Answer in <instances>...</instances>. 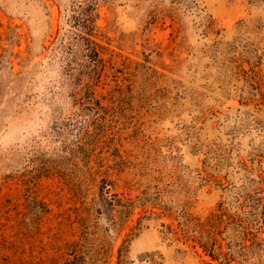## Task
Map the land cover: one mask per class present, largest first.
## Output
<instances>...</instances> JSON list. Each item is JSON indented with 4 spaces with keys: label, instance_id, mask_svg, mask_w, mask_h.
Masks as SVG:
<instances>
[{
    "label": "rangeland",
    "instance_id": "374dc122",
    "mask_svg": "<svg viewBox=\"0 0 264 264\" xmlns=\"http://www.w3.org/2000/svg\"><path fill=\"white\" fill-rule=\"evenodd\" d=\"M90 2L97 111L75 102L58 48ZM256 25L264 33V0H0V264H63L83 235L105 264L124 246L136 262L221 264L183 231L184 211L204 221L217 209L248 228L222 234L228 264H264V221L248 196L260 186L264 198V97L241 93L231 61L262 55ZM74 73L81 92L88 78ZM103 189L134 201L129 220L115 211L113 227L92 210Z\"/></svg>",
    "mask_w": 264,
    "mask_h": 264
},
{
    "label": "trees",
    "instance_id": "16d2710c",
    "mask_svg": "<svg viewBox=\"0 0 264 264\" xmlns=\"http://www.w3.org/2000/svg\"><path fill=\"white\" fill-rule=\"evenodd\" d=\"M91 6L88 12L81 10L82 4H79V8L74 11L71 16L72 24L71 29H68L65 33L58 36V48L61 52V61L63 65V75L65 76L64 84L72 89V97L75 98V94H79V98H75V102L82 104H90V107L97 111L100 108V102L94 96V90L92 88V81L97 76L99 66L101 63V52L100 44L95 39L96 34V17L95 8L93 2L89 3ZM213 21L207 19L203 25L204 35L212 29ZM239 31L245 30L247 25L243 20L237 23ZM255 28L262 32V26L256 25ZM76 48H80L81 56L84 57L85 62H77L73 55H75ZM229 48V47H228ZM79 52V53H80ZM206 53V52H205ZM248 56L240 54L238 57L232 58L234 74L242 75L244 78V85L241 87V93H246L245 87L251 88L256 94L264 97L262 86L264 87V80L260 77L261 66L264 61V51L261 56L257 54L253 55V51L249 52ZM231 61H229L231 63ZM248 69H246V66ZM258 69V70H257ZM75 70L80 72V77L88 78V81L84 83L81 88V92L77 89L78 85L75 81L76 75ZM250 73V74H249ZM259 77V79H257ZM263 81V82H261ZM243 98L245 101H241L240 104L250 103L254 95ZM87 124H82L81 131L87 133ZM84 129V130H83ZM264 131V128L261 129ZM257 156H260L257 154ZM257 184V182H255ZM261 184V183H259ZM258 185V184H257ZM106 189V188H105ZM261 187L256 186L250 190L249 198L254 197L255 201L252 206L257 210L261 209L260 218L264 221V198L261 194ZM122 207L121 210H116V207ZM92 210L98 214H107L110 218L112 226L115 227L117 221L114 219V212L119 213L118 218L122 219L126 217L127 220L131 218L134 213L135 206L134 201L131 198L123 199L118 194L110 193L108 190H102L101 198L94 203ZM105 211V212H104ZM211 213L204 221H199L198 218L191 216L184 211L183 213V231L191 240L194 241L202 249L205 255L209 256L212 260H217L221 264H228L233 260L234 250L231 243H227V250H224L222 241L230 239L229 237H222V234L230 229L233 230L235 239H239L243 234L245 235L248 228L242 225L241 221L234 220V218L226 217V213L220 209ZM256 215V214H254ZM257 216V215H256ZM137 224L141 226V219L139 218ZM168 232L172 231V227L167 225ZM223 227V228H222ZM174 233V232H173ZM220 237V238H219ZM241 239V238H240ZM239 244V243H238ZM79 245V249L77 247ZM242 249L246 250L248 247L243 241L239 244ZM67 255L68 257L64 260L63 264H105L106 260L103 257V250L96 248L88 242V237L83 235L78 242H72L67 244ZM126 247H120L117 253L116 264H161L158 260V256L155 254H147L140 258L138 262L134 260H128L126 258Z\"/></svg>",
    "mask_w": 264,
    "mask_h": 264
}]
</instances>
